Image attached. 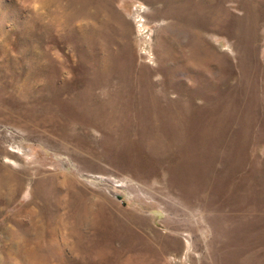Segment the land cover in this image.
<instances>
[{
    "label": "rangeland",
    "instance_id": "1",
    "mask_svg": "<svg viewBox=\"0 0 264 264\" xmlns=\"http://www.w3.org/2000/svg\"><path fill=\"white\" fill-rule=\"evenodd\" d=\"M142 257L264 264V0H0V264Z\"/></svg>",
    "mask_w": 264,
    "mask_h": 264
},
{
    "label": "bare ground",
    "instance_id": "2",
    "mask_svg": "<svg viewBox=\"0 0 264 264\" xmlns=\"http://www.w3.org/2000/svg\"><path fill=\"white\" fill-rule=\"evenodd\" d=\"M200 9V8H199ZM83 208H81L80 206H78V212H82L83 210H82ZM81 210V211H80ZM84 212V211H83ZM82 212V213H83ZM78 216H81V214H77ZM146 250H148V251H151L152 249L150 248V246H146ZM136 262H138L137 264H151V262L150 261H148L147 260V258L146 257H142L141 259H139V260H137ZM135 262V263H136ZM133 263V262H132Z\"/></svg>",
    "mask_w": 264,
    "mask_h": 264
}]
</instances>
